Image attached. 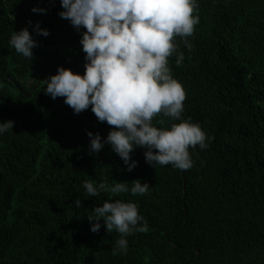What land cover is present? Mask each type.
Masks as SVG:
<instances>
[{
  "label": "trees",
  "instance_id": "trees-1",
  "mask_svg": "<svg viewBox=\"0 0 264 264\" xmlns=\"http://www.w3.org/2000/svg\"><path fill=\"white\" fill-rule=\"evenodd\" d=\"M197 4L190 47L174 38L184 60L177 66L174 54L168 66L186 94L181 120L200 125L207 148H189L188 170L153 168L137 148L128 172L108 145L90 154L87 133L103 140L106 122L45 94L58 67L85 71L81 34L59 17L60 0H0V123L14 122L0 135V264H264V0ZM36 24L50 35L37 36ZM24 28L38 42L32 58L9 45ZM181 120L161 113L153 125ZM86 180L151 188L91 197ZM106 200L136 204L148 223L126 237V254H112L116 231H90L87 217Z\"/></svg>",
  "mask_w": 264,
  "mask_h": 264
},
{
  "label": "clouds",
  "instance_id": "clouds-1",
  "mask_svg": "<svg viewBox=\"0 0 264 264\" xmlns=\"http://www.w3.org/2000/svg\"><path fill=\"white\" fill-rule=\"evenodd\" d=\"M60 6L63 11L59 17L81 34L85 71L80 75L58 67L57 74L43 81L44 91L53 100L64 98L76 115L90 108L98 122L112 128L103 140L99 134L87 133L90 154H98L108 145L131 172L137 167L131 154L142 148L146 149V163L153 168L171 164L180 170L190 169L193 161L189 148L206 149V134L199 124L181 120L186 94L173 78L168 60L174 54L177 66L184 60L174 38L180 37L185 47H190L186 38L199 24V16L193 14L197 0H60ZM31 11L47 14L44 8L33 7ZM33 31L45 38L50 35L39 24ZM9 45L23 57L32 58L38 42L24 28L13 32ZM161 113L181 122L167 129L157 128L153 118ZM13 126L12 121L0 123V135ZM131 185L129 189L128 182L116 181L109 187L86 180L82 186L91 197H98L101 191L144 196L151 188L140 180ZM75 205L80 208L82 203L77 200ZM87 220L94 234L102 226L107 233L120 234L113 255L127 253V236L148 231L137 205L122 200H106L91 210Z\"/></svg>",
  "mask_w": 264,
  "mask_h": 264
}]
</instances>
